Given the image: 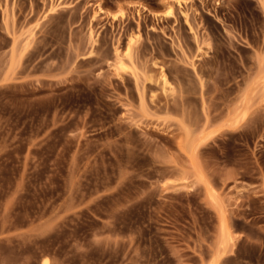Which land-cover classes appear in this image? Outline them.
Returning <instances> with one entry per match:
<instances>
[{
  "label": "rangeland",
  "instance_id": "1",
  "mask_svg": "<svg viewBox=\"0 0 264 264\" xmlns=\"http://www.w3.org/2000/svg\"><path fill=\"white\" fill-rule=\"evenodd\" d=\"M176 1L0 0V264H264V0Z\"/></svg>",
  "mask_w": 264,
  "mask_h": 264
},
{
  "label": "bare ground",
  "instance_id": "2",
  "mask_svg": "<svg viewBox=\"0 0 264 264\" xmlns=\"http://www.w3.org/2000/svg\"><path fill=\"white\" fill-rule=\"evenodd\" d=\"M175 1H176V0H175ZM176 2L178 3V5L181 4V1H180V0H177ZM98 7H99V8H97L96 11L100 12V11L102 10V9H101L102 7H100V6H98ZM169 8H170V7H169ZM169 8H168V9H169ZM167 14H171V10H168V11H167ZM162 83H163V84L167 83V80L165 79L164 76L162 77ZM239 117H240V116H239ZM232 120H233V119H232ZM236 120H237V119H235V121H236ZM223 239H224L223 241H225V240L227 239V236H225ZM42 264H47V262H46L45 259L42 261Z\"/></svg>",
  "mask_w": 264,
  "mask_h": 264
}]
</instances>
